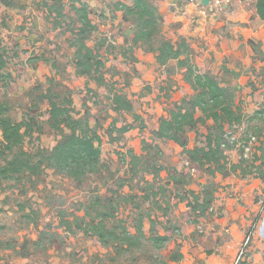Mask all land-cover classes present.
I'll use <instances>...</instances> for the list:
<instances>
[{
	"label": "rangeland",
	"instance_id": "374dc122",
	"mask_svg": "<svg viewBox=\"0 0 264 264\" xmlns=\"http://www.w3.org/2000/svg\"><path fill=\"white\" fill-rule=\"evenodd\" d=\"M149 2L161 31L136 42L137 17L118 6L134 0H0V101L29 129L21 149L39 168L0 177V264H264V22L211 4L197 23L186 7L196 0ZM81 4L96 26L83 36ZM164 39L185 45L188 66L157 62ZM81 43L101 64L91 74L80 73ZM190 66L227 90L234 116L216 124L197 108L177 144L157 129L203 91ZM53 105L101 137L97 172L75 179L45 160L73 133L52 127ZM1 151L0 169L14 155Z\"/></svg>",
	"mask_w": 264,
	"mask_h": 264
},
{
	"label": "trees",
	"instance_id": "16d2710c",
	"mask_svg": "<svg viewBox=\"0 0 264 264\" xmlns=\"http://www.w3.org/2000/svg\"><path fill=\"white\" fill-rule=\"evenodd\" d=\"M119 9L125 12L128 17H137L138 31L135 37L136 42H151L158 38L160 34V19L155 7L149 0H134L132 6L121 3ZM79 17V22L82 24L79 35L83 36L88 32L94 31L96 26L89 18L88 8L85 4L80 7H74ZM257 14L260 20L264 21V0L257 2ZM176 47L168 40H162L157 50V62L160 65H166L169 61L179 60L183 66H188V62L184 61L183 48ZM86 51L83 54V51ZM79 58L78 66L83 67L81 74H91L95 66L100 69L101 64L97 61L92 63V49L81 43L77 51ZM7 61L5 55L0 52V80L3 78L1 72L5 69ZM99 65V66H98ZM189 80L196 88L203 91L193 102L190 107L179 106L171 112L169 118L162 120L157 129V134L161 139H169L177 144L182 142V135L186 132V127L197 122L195 109L201 108L203 112L214 120L217 124L224 112L229 116H234L230 108L225 103L227 90L220 86L218 81L208 75L196 74L193 66L189 67ZM114 102L118 109L131 111V105L121 95H116ZM211 106L210 109L205 108ZM220 108V111L218 110ZM217 109L218 111H216ZM9 107L0 101V147L1 153L6 155V152L14 154L10 160H7L6 166L0 169V177L8 178L14 174H21L27 171L35 172L39 168L32 164L31 158L22 151L21 147L24 142L26 132L29 130L25 123L14 122L9 116ZM264 113V111L262 112ZM52 127L61 129V125L73 130L72 135L68 136L64 141L57 144L49 157L45 160L56 169L65 172L67 175L75 179L86 177L98 171L101 157L102 139L97 132H94L89 125H84L82 122L72 119L68 109L65 107L53 105L51 108ZM138 118V117H137ZM79 130L80 133L75 131ZM128 129H125V132ZM210 149L202 152L208 156L209 153H214L211 143ZM221 145L219 144V148ZM211 153V154H212ZM210 154V155H211ZM195 159V157H194ZM196 161L202 162L196 157ZM154 244L161 245L168 241L167 237H156L153 239Z\"/></svg>",
	"mask_w": 264,
	"mask_h": 264
},
{
	"label": "crops",
	"instance_id": "0c3cea01",
	"mask_svg": "<svg viewBox=\"0 0 264 264\" xmlns=\"http://www.w3.org/2000/svg\"><path fill=\"white\" fill-rule=\"evenodd\" d=\"M257 2L258 0H211L210 5L212 4V7L209 9L202 4L201 0L199 1V3L198 0H196V7L191 4L186 5V7H188V9H190L191 11L189 12L190 15L189 19L196 18L197 23L206 24L209 22V20H211L210 16L209 17L202 16L203 13L207 12V9H209L210 12H213L214 10H218L219 13L223 10L224 14L228 13L226 15V18L230 16V18H232L233 20L239 19V17L241 16V19H244L245 23L250 22L251 16L253 19L256 18V20H259V22H264L260 20V18L258 17ZM203 10L205 11L203 12ZM261 205L263 207L264 201ZM261 223H262L261 224L262 229L259 235L264 239V218ZM258 246L260 248H264V243L261 244L260 242Z\"/></svg>",
	"mask_w": 264,
	"mask_h": 264
},
{
	"label": "water",
	"instance_id": "95a60500",
	"mask_svg": "<svg viewBox=\"0 0 264 264\" xmlns=\"http://www.w3.org/2000/svg\"><path fill=\"white\" fill-rule=\"evenodd\" d=\"M202 1V4L205 6V7H208L210 5V1L211 0H201Z\"/></svg>",
	"mask_w": 264,
	"mask_h": 264
}]
</instances>
